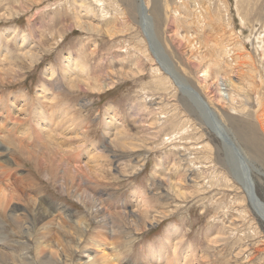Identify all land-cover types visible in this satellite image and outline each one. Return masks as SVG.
Returning a JSON list of instances; mask_svg holds the SVG:
<instances>
[{"label":"rangeland","instance_id":"374dc122","mask_svg":"<svg viewBox=\"0 0 264 264\" xmlns=\"http://www.w3.org/2000/svg\"><path fill=\"white\" fill-rule=\"evenodd\" d=\"M168 1L167 19L164 11L161 16L156 14L154 0H145L156 38L174 71L232 129L245 131L248 121L256 126L258 138L264 144V133L252 108L241 111L243 102L252 94L264 99V51L259 48L264 39V0H227L228 5L216 0ZM136 7V0H0V97L11 100L16 94L23 95L31 104L27 112L12 113L9 117L0 112V136L7 139L5 142L0 137V160L11 162L9 172L0 179L12 182L30 179L35 184L33 190L38 191L44 202V211L65 213L67 208L71 219L93 224L85 234L83 250L73 256L75 264L86 258L91 240L101 232L102 224L94 220L90 208L74 195L81 180L73 175L75 170L72 175L63 171L64 167L69 168L60 152L63 146L46 140L40 127L33 129L37 121L29 114L41 103L49 106L50 100L46 103L45 99L54 95L56 100L52 104L59 100L58 104H70L77 118L75 130L69 134L73 140L70 148L77 146L72 159L84 161L97 192L106 190L105 206L110 212L131 209L135 189L149 199L148 212L141 215L149 217L150 222L141 218L143 224L149 223L147 226L140 222L136 229L129 226L126 218L120 221L110 217V226L117 227L116 235H106L109 253L115 250V256L123 258V264H180L186 254L190 257L191 251L186 247L191 245L198 260L195 264H264V220L248 200L240 202L241 196L239 204L219 201L231 190L215 185L204 145L210 142L222 148L221 140L202 122L198 108L175 85L157 82L156 76H163L164 72L136 46L142 45L143 38L137 27ZM26 51L34 52V59L26 57ZM70 53L83 59L91 71L86 84L79 78L66 76L64 66ZM51 69L55 71L52 76L48 74ZM225 77L237 81L239 88L231 102L222 94L227 93ZM69 81L75 82V86ZM101 82L111 85L99 90ZM42 87L48 92L43 93ZM231 104L238 110H233ZM114 110L125 121L115 131L121 135L118 134V139L128 141L126 147L104 144L115 136L109 134L106 124ZM63 117L55 124L61 123ZM60 136L58 142L62 140ZM243 143L262 171L250 169L254 191L264 202V148ZM93 144L107 149L103 152L106 157L91 161L93 151L87 149ZM222 149L220 154L224 157ZM216 165L220 177L224 165L217 158ZM64 176L71 178L68 186L73 192L69 194L60 187L61 182L67 184ZM172 225L185 236L177 252L173 248L175 241L167 233ZM11 226L9 223L4 227L11 236L8 245L26 253L32 261L42 230L35 229L36 239H30L27 246L22 244L26 239L13 233ZM159 245L167 250L168 256L164 253L156 257L158 262H150L152 258L145 253ZM182 250L184 254L180 256ZM93 264L103 263L96 258Z\"/></svg>","mask_w":264,"mask_h":264},{"label":"bare ground","instance_id":"6f19581e","mask_svg":"<svg viewBox=\"0 0 264 264\" xmlns=\"http://www.w3.org/2000/svg\"><path fill=\"white\" fill-rule=\"evenodd\" d=\"M136 1H137L136 11L138 14L137 17H139L138 22H137V25H138L137 27L140 29L139 32H142L141 34L143 37L142 38V45L141 44L136 45L138 48V51L140 53L144 54L147 57V59L150 60L151 62H156L158 64V67L164 72L163 76H156V78L158 79L157 82H159V85H167V84L175 85L176 88L182 94H184L186 97H188L191 100L192 104H194L196 106V108H198L200 117L202 118V122L208 127V129L211 132H213L221 140L223 149L215 147L210 142H206L204 145V148L206 149V152H204V154H206L207 158L210 159L211 163H212V167H210V168L213 172V177L216 178L215 185H219V186L221 185L223 187L226 186L228 189L231 190L229 192H225L227 194V197H225L224 200L222 198H220L219 201L221 200V204L225 203L227 205L232 203V202H236L239 204L238 198H240V196H241L240 202H244V201L247 202V200H248L249 203L251 204V206L256 208V212L258 213V215L264 220V202L258 197V195L254 191V187H253L254 184H253V180L251 177L250 169L251 168L255 169V170L259 171L260 173H262V171L259 168H257V166L255 165V159H253V157L250 155V153L246 149L247 146H245L243 143V142H246L249 145L252 144L257 149L264 148V144L262 143V141L259 140L258 135L256 133V129H255L256 126H254L251 122L248 121V123L246 124L247 127H246L245 131H243V129H240V130L239 129H236V130L232 129L230 126H228V124L225 122V120L223 118L218 116V114L215 112L214 109L207 106L206 102L202 99V97L195 90H193V88L183 78H181L180 76L177 75V73L174 71V68L171 65L166 53L160 47L159 41L156 38L155 31L153 29L152 20H151V17L149 16V13H148V6H147L145 0H136ZM210 1H212V0H210ZM216 1H219V2H222V3L228 5L227 0H216ZM153 4L155 6V9H157L156 14L158 16H161V14H163V11H164L165 16L167 17V11H169V9H170V3L168 0H163V1L154 0ZM202 8L203 9L205 8V11H207V12L209 11V9L204 7V6H202ZM167 19H168V17H167ZM24 41H25V37L23 38V43H24ZM259 48H261L264 51V39H263V43L261 45H259ZM260 51H259V53H260ZM26 53H27V51H26ZM26 53L24 55H26ZM27 54L28 55H26V57H28V58L30 57L31 59H34V57L36 56V54H34V52H32V51L27 53ZM4 58H6V57L4 56ZM82 60L77 58L74 54L70 53L69 56L66 57L67 63L65 64L64 67H65V70L67 73L66 76H73V78H75V77L79 78L81 83L83 81V82H85L84 84H86L88 82V78L90 77L91 71H89V68L82 62ZM148 60H146V61H148ZM121 72H123V71H121ZM48 74L52 76L55 74V71L53 69H51L48 72ZM92 74H94V73H92ZM116 78H117V76H116ZM74 81H77V80H74ZM69 82L73 87L75 86V82H73V83H71V81H69ZM236 82L237 81H234L231 77H228V78L225 77V86H226L225 90L227 89V91H226L227 93L223 92L222 94L225 96V98H227V100L229 99L230 102L232 100H234L235 91L237 92V88H238L237 85L238 84ZM110 85H111V83H107V82L102 83L101 82L100 85H98L99 87L97 86V88L99 90H102V89H104ZM239 85H241V84H239ZM45 88L46 87H42L43 93L46 90ZM46 92H48V91L46 90ZM53 94H54V92H53ZM222 97H221V99L223 100L224 97L223 98ZM261 97L260 96L256 97L255 94H252L251 98H248L249 100L243 102L244 107L241 108V111L246 110L247 108H252L255 120L258 123V126L261 129V131L264 133V99ZM47 98H49V99H45L46 103H47V100H50V101H51V99L56 100L54 95L53 96L49 95V97H47ZM54 100L51 102L50 101L48 102L49 106H46L45 104L42 105V103H41L40 106H37L34 110L29 111L30 116L32 115L31 118L34 119L33 121H35V120L37 121V123L35 124L33 129H37L40 127V130L42 129L41 131L45 134L44 136L46 137V140H49V142L55 141L56 144L58 143V145L63 146L62 147L63 149H62V151L60 150V152L64 156L65 162L68 164V165L66 164V166L69 167V168L64 167L63 171L66 172L65 173L66 175H68V174L72 175V172L75 170L76 174L74 173L73 175H76L78 177V179L81 180V184L78 185L77 191L75 192L74 195H76L78 197V201H80V203L85 205L88 209L90 208L91 215L94 218V220H96L98 223L102 224V227H101L102 230H100L101 232H99L98 236H96V238L93 240L90 239L92 241V246L87 250L86 258L80 259L77 264H93L96 261V258L102 260L103 264H123V258H121L119 256H115V253H114L115 250L113 251L114 254L109 253L108 248H107L108 246L106 243L107 242L106 241V235L107 234L113 235V233H114V235H116L114 232V228L117 227L115 224H113L115 226H113V225L110 226V223H111L110 217L112 216L113 219L117 218L120 221L121 220L124 221L123 219L126 218L130 227H134L136 229L137 228L139 229V225H140L139 223L142 220L141 218H143V217H141V215L148 212L149 205H150L149 199H148L147 195L145 193H143L141 190L135 189V191L132 194V201H133L134 205L131 209H128L126 207L128 210L124 209V210H118V212H112V213L110 212L109 208L106 207L107 205L105 206V197L104 196L106 195L105 194L106 190L104 192L101 189L102 191L97 192V190H96L97 187L95 189L91 184L94 182H92L93 180L90 179V174H89L90 171H89V173H87L88 171H86V168H84V166H83L84 161L82 162L80 160L77 161V160L72 159L73 154H74L73 150L77 146L75 148H72V147L70 148V146H71L70 140H71L72 136L69 134L74 132L73 129L75 126H73V125L77 123L76 122L77 118L74 117L75 114L72 112L70 104H68V103H64V104L59 103L58 104V102L60 101L59 100L54 105V104H52V103H54ZM227 100H226V103L228 102ZM230 102H228V103H230ZM29 105H31L30 99L28 97H24L23 95H17L16 94L11 98V100L10 99L6 100V98L0 97V112L3 111V113L5 115H7L8 117L12 113L17 114V113L27 112L28 111L27 106H29ZM230 107L233 108V110H238L237 108H235V106L233 104H231ZM31 112H34V113H31ZM120 115L121 114L119 113V111L114 110L110 116L111 119L106 122V124L108 125L109 134L110 135L115 134L114 137H112L111 139H108V143H104L107 146L110 144L113 145V143H114L120 147H126V144L128 143V141H124L126 139H124V140L118 139L119 132L115 131V130H118L119 126L125 122L122 119H120ZM62 116H64L63 121L61 123L55 124V122L58 121V119L61 118ZM78 124H80V122ZM244 125H245V123L243 124V126ZM0 130H2L1 127H0ZM6 132H7V129H6L5 133ZM81 132H82V129H81ZM108 132H107V135H108ZM59 134L61 136L63 135V137H61ZM58 136H60V139H62L60 142H58V138H59ZM119 136H121V135L119 134ZM127 136H128V134H127ZM0 137L4 139L3 141H5V142L7 141L5 136L1 135ZM37 139H40V137H37ZM242 139H244V140L247 139L248 141H243ZM127 140H129V138ZM71 141H73V140H71ZM174 144H176V142H174ZM94 146L95 145L93 144V146L91 148H88L87 151L90 149H91L90 150L91 153L93 151V154L91 155L90 158H92L91 161L93 160V162H96V161H98L97 160L98 158H102L104 156L103 152L108 151V150L102 149L101 145H97L96 147H94ZM114 149L115 148H113V150ZM221 149L224 151V157H221V154H220ZM75 150H77V148ZM126 154H127V152H126ZM104 157H106V156H104ZM191 158L193 159L194 157H191ZM216 158H217V162H219V163L221 162V164L224 165V167L222 169L223 175L220 177H218V175H217L218 169H217V165H216ZM13 162L17 163L15 160ZM13 162H12V164H13ZM38 162H40V160L37 161V163ZM84 165L88 166L87 164H84ZM8 166H11L10 161H8L6 159L0 160V176H2V175L6 176V172H9V170H10L9 169L7 171V169L9 168ZM138 166H140V165H138ZM117 171H118V169H117ZM197 171H199V169ZM202 171H203V169H202ZM102 173H105V172L103 171ZM219 173H221V172H219ZM18 179L15 182H12L10 179H8L7 181H3V179H0V264H21V263H24V264L25 263H27V264H75V260L73 259L74 258L73 256L75 253L78 254V252H81L83 250V248H84L83 246H85L84 245L85 234L87 231L91 230V226L93 224L91 225V224H87L85 221H81V220L75 221V220L71 219L69 217V214L66 213V212H69V209H67V208H64L65 209L64 212L66 214L61 213V212L54 213L51 211H44L45 206L43 204L44 203L43 200L39 199L38 191L33 190V187L35 186L34 182L30 179H25V180L23 178L19 179V180ZM64 179L67 180V184H65V182H61L60 187H61V190H63V192L69 194L72 191L71 190L72 188L69 187L70 185L68 183L71 180V178H69L67 176L65 178V176H64ZM72 179H74V178H72ZM104 179H107V178H104ZM165 179H166V177H165ZM183 179H186V178H183ZM76 180H77V178H76ZM98 181L96 183H98ZM70 183L72 184V182H70ZM74 183H76V182H74ZM194 183L196 184V182H194ZM194 183H193V185H194ZM199 183L202 184L203 182H199ZM199 183H198V185H199ZM183 185H185V184H183ZM206 185H207V183H206ZM170 186L171 187L172 186L177 187L176 184H174V185L170 184ZM192 187H194V186H192ZM73 188H75V187H73ZM163 189H165V188H163ZM168 190H169V188H168ZM79 191H80V193H79ZM235 191H236V193L233 194V196H231L232 192H235ZM239 192H242V193H239ZM151 206H153L152 203H151ZM46 210H48V209H46ZM148 218L149 217L143 218V220L148 219ZM143 220H142V222H143ZM149 222H150V220H149ZM9 223H12V226H13L12 232L13 233L21 235L22 238L26 239L22 244L27 245V246H29L28 241L30 239H32V240L36 239V230L35 229L37 227H39L42 230L41 237H38L37 241L35 240L37 242V244L34 247V251H33V252H35V254L33 255V257L31 256L32 261L29 260L30 259L28 257L29 255H27L26 253H23L22 251L18 252L15 249H12L8 245L9 240H11V236H10V234H6L4 227H5V224H9ZM146 223H144V224H146ZM148 224L149 223H147L146 226ZM143 225H141V226H143ZM7 230H9V229H7ZM115 231H116V229H115ZM167 233H168V236L172 237L173 241H175V245H173V248H174V252H177L179 247H180V243H182V241L184 240V237H185L183 235V232H181V230L179 228H177V226L172 225L168 228ZM220 240H221V238H220ZM116 248L118 250V246ZM186 248L191 251L190 257H188L189 253L186 254L185 256H187V257H183L180 261V264L198 263L197 262L198 260H196V256L195 257L193 256L195 251L192 248V246L188 245ZM84 251H86V250H84ZM184 251H185V248H184ZM184 251L181 253L180 256H183ZM164 253H166L168 256L167 250L164 249V247H162L161 245H159L157 248L149 249V251H147V253H145V254L147 257L152 258V259H150V262H154V261L158 262L155 260V259H157L156 257L159 258L162 255L164 256Z\"/></svg>","mask_w":264,"mask_h":264}]
</instances>
